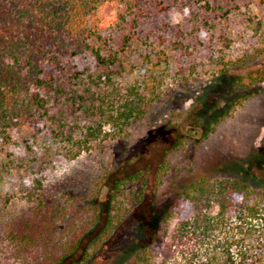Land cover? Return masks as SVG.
I'll return each instance as SVG.
<instances>
[{
	"label": "trees",
	"instance_id": "1",
	"mask_svg": "<svg viewBox=\"0 0 264 264\" xmlns=\"http://www.w3.org/2000/svg\"><path fill=\"white\" fill-rule=\"evenodd\" d=\"M107 5L118 8L117 17L98 19ZM171 10L185 15L181 23L165 20ZM259 14L264 17V0H0V132L8 140L13 131L32 132L31 138L43 142L39 157L48 166L55 158L76 159L109 136L126 135L160 98L164 75H152V86L133 80L144 67L162 66L167 72L175 67L187 81L202 67L225 73L247 62L245 54L226 59L224 52L246 32L264 35ZM82 59L91 61L81 65ZM245 80L263 82L264 73ZM213 131L209 128L204 138ZM134 183L139 188L131 192L132 207L141 203L146 181L138 173L115 183L111 213L122 212L117 192ZM183 203L189 213L173 233L159 229L164 247L143 246L125 264H264V188L254 190L242 179H196L182 189L163 223ZM45 205L39 203L37 216L9 227L5 241L19 253L37 250L26 264H65L98 223L99 206L84 209L91 220L83 226L69 224L59 231V217ZM113 220L92 246L99 248ZM235 239L253 249H238ZM191 243L201 252L192 251L188 259ZM88 255L85 251L81 260Z\"/></svg>",
	"mask_w": 264,
	"mask_h": 264
},
{
	"label": "rangeland",
	"instance_id": "2",
	"mask_svg": "<svg viewBox=\"0 0 264 264\" xmlns=\"http://www.w3.org/2000/svg\"><path fill=\"white\" fill-rule=\"evenodd\" d=\"M117 12V7L107 5L97 16L112 19ZM184 16L171 10L165 20L179 24ZM262 17L259 14L257 20ZM241 36V42L225 50L224 55L233 59L245 54L248 61L225 73L202 67L186 81L176 75L178 68L167 72L162 66L144 67L133 80L152 86V75H164L160 98L147 107L142 119L131 123L126 135L109 136L76 159L55 158L48 166L39 157L43 142L31 138L32 132L13 131L9 140L0 132V264H26L38 254L37 250L19 253L5 239L9 227L17 228L39 214L40 202L46 204V210H54L53 218L59 217V231L69 224L74 229L83 226L91 220V213L84 209L92 204L99 206L98 223L90 227L81 249L65 264H125L143 246L164 247L166 240L160 227L165 226L171 235L189 213V205L183 203L167 223L163 218L191 181L202 177L242 179L254 190L264 188V81L250 84L245 80L249 75L264 73V35L251 31ZM248 49L253 51L249 54ZM90 61L82 59L80 63ZM209 62L207 59L203 63ZM211 127L214 131L204 138ZM138 173L146 181L141 203L132 207L135 202L131 192L139 188L134 183L117 192L122 212L111 213L115 183ZM79 212L86 215L79 216ZM111 217L110 232L99 248L92 246ZM233 225H238L237 220ZM235 240L238 249H253ZM85 251L90 253L86 261L81 260ZM187 251L188 259L201 252L199 248L193 251V243Z\"/></svg>",
	"mask_w": 264,
	"mask_h": 264
}]
</instances>
